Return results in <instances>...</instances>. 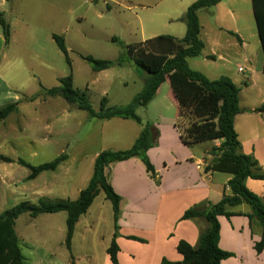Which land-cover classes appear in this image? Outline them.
Segmentation results:
<instances>
[{
    "label": "rangeland",
    "instance_id": "rangeland-1",
    "mask_svg": "<svg viewBox=\"0 0 264 264\" xmlns=\"http://www.w3.org/2000/svg\"><path fill=\"white\" fill-rule=\"evenodd\" d=\"M158 1L0 0V11L5 13L12 36L7 45L0 26V70L9 83L8 95L0 90V107L16 100L20 102L18 111L0 123V156L15 161L0 166V171L7 173L5 182H0V214L23 201L39 204L41 200L56 203L65 199L57 190L58 184L63 182L69 189L80 186L85 171L93 175L97 153L132 147L142 125L123 118L109 121L92 118L78 104L68 103L58 96L45 97L43 88L60 86L61 79L72 76L75 90L85 96L95 111L102 109L105 97L108 107L130 105L145 88L146 74L141 75L130 60L119 64L128 47L153 36H178L180 32L179 22L170 26L155 25L151 10L142 8V4ZM220 6L213 7L212 14H202L206 39L214 34L211 29L216 22L230 24L227 10ZM230 7L236 10L239 4L232 2ZM149 25L157 26L156 30L149 31ZM54 34L64 38L71 66L54 40ZM89 56L112 61L115 65L95 72L84 59ZM188 61L192 68L206 71L201 67L202 56ZM260 89L264 90V80L248 89L244 87L242 95L256 100ZM172 90L167 80L156 98L147 107L138 108L136 113L143 124L165 126L167 136H172V120L177 124L180 113ZM199 146L206 148L211 144L205 142ZM199 146L197 149L201 150ZM63 154L70 156L65 169L46 172L36 182L26 180L31 170L16 163L23 159L38 166ZM137 177L143 181L140 175ZM69 196L77 197L72 193ZM112 207L101 190L89 214L77 227L72 250L66 244V212L37 218L23 214L15 228L23 255L29 264H112L108 256L115 231ZM139 245L123 244L120 264H145L148 251Z\"/></svg>",
    "mask_w": 264,
    "mask_h": 264
},
{
    "label": "trees",
    "instance_id": "trees-1",
    "mask_svg": "<svg viewBox=\"0 0 264 264\" xmlns=\"http://www.w3.org/2000/svg\"><path fill=\"white\" fill-rule=\"evenodd\" d=\"M220 2L221 0H196L190 5L183 19L187 32L182 40L172 35H162L137 46L128 47L119 64L130 60L141 75L146 74L145 88L130 105L108 107L105 97L102 101V109L97 112L85 96L75 90L72 76L61 79L60 86L43 88L45 97L58 96L68 103L78 104L79 108L88 112L92 118L105 121L113 118L129 119L142 125L143 130L130 149L99 153L95 159L93 178L82 190L78 199L60 200L56 203L41 200L39 204L23 201L2 212L0 214V264H29L22 253L20 240L15 231L17 220L25 213H29L32 218H37L43 214L66 212L68 216L66 244L72 250L76 225L93 206L101 190L113 205L115 226L118 231L122 198L110 184L107 171L114 163L139 158L151 178L156 180V171L147 154L154 146L152 123L143 124L136 113L138 108L147 107L156 98L158 91L167 80L171 83L172 92L179 106L180 113L176 127L181 132L183 143L194 146L210 141H220L221 144L211 151L213 161L207 166L206 171L230 174L232 179L229 182L230 196H225L222 201L210 205L205 210L191 208L184 213L183 220L203 217L210 224L207 232L200 236L199 245L196 247L186 241H180L178 251L183 255L182 261L174 263L164 258L161 264H221L222 261L233 257V253L223 250L220 246L219 217L231 218L237 215L230 213L228 209L239 206L243 202L250 205L253 210L247 217L250 220L256 219L262 227V235L260 241L256 243V250L258 253L264 250V201L251 192L246 185L248 179L264 180V171L255 158L241 150L240 138L236 130V117L241 113V89L229 77L222 76L216 80H210L201 71L190 68L188 61L199 57L205 48L201 36L200 11L215 7ZM252 3L264 52V0H252ZM0 26L3 28L5 42L8 44L11 38V26L3 12H0ZM54 38L71 66L72 61L64 38L59 34H54ZM84 59L90 63L95 72L108 70L115 65L112 61L95 59L91 56ZM19 106L20 102H16L0 107V123L16 113ZM261 109L264 110V106ZM66 158H68L67 154H63L38 166H33L23 159H18L16 163L31 170L28 179L33 181L44 172L57 171ZM0 161L15 163L7 156H0ZM117 231L108 249L112 264H120L118 259L120 247L116 241ZM130 239L145 242L136 237H130Z\"/></svg>",
    "mask_w": 264,
    "mask_h": 264
},
{
    "label": "crops",
    "instance_id": "crops-1",
    "mask_svg": "<svg viewBox=\"0 0 264 264\" xmlns=\"http://www.w3.org/2000/svg\"><path fill=\"white\" fill-rule=\"evenodd\" d=\"M195 1L160 0L142 4V8L147 11L151 10V17H155V25L170 26L179 22L183 27L179 25L178 36H172L182 40L187 32V26L183 19L188 8ZM232 2L239 4L236 10L230 7ZM162 5L164 6L162 7ZM219 6L227 10L230 24L216 22L215 28L211 29L214 34L206 39L207 34H204L205 26L202 22V14H212L213 7L200 11L201 36L205 43L204 51L200 56L208 64L203 62L201 65L206 68V71L200 67L192 68L191 66L190 68L201 71L210 80H216L222 76L229 77L240 87L241 113L236 117V130L240 138L241 150L246 155L255 158L264 171V110L261 109L264 106V90L260 89L261 96L259 94L256 100L253 96L243 97L242 95L244 87L248 89L250 85H257L258 81L264 80V52L253 3L252 0H221L215 8ZM155 25H149V31L156 30L157 26ZM0 41H2L1 38ZM189 64L191 65L190 62ZM219 65L220 68H216ZM240 75L243 78L239 79ZM8 85V80L0 70V90L7 92L6 95H8ZM16 102L18 101L16 100ZM171 124L173 125L172 136L166 135L165 126L152 125L154 146L149 149L147 154L156 171V180L151 178L139 158L114 163L107 171L110 184L122 198L118 231L113 212L115 229L113 238L117 231L116 241L120 247L119 255L124 250L123 244H140V247L145 248L144 251H148L145 264H161L164 258L174 263H180L183 259V255L178 251L180 241H186L197 247L200 236L206 233L210 227L209 222L203 217L183 220L184 213L191 208L205 210L210 205L222 201L225 196L231 195L229 182L232 175L206 171L207 166L213 161L212 149L218 147L221 142L210 141L211 147L206 148L199 146L203 143L187 146L181 139L182 135L176 127V120H172ZM142 130L138 131V136H134L133 144L140 137ZM198 146L201 147V150L197 149ZM98 155L99 153L96 154L95 159ZM69 158L70 156L59 166L57 171L65 169ZM2 164H7V162L0 161V166ZM45 173L31 181H39ZM84 173L80 186H72L69 189L68 186L63 185V182L58 184L57 190L65 196L63 200L78 199L82 190L93 178L91 173L87 174V171ZM29 175L30 173L26 176V180H29ZM68 175L70 176L69 173H67ZM137 175H140L143 181H139ZM6 178L7 173L0 171V182ZM246 185L251 192L264 200V180L248 179ZM69 193L77 197H70ZM91 208L92 206L80 218L76 230ZM228 210L237 215L231 216V218L219 217L221 223L220 246L223 250L233 253L234 256L222 261L221 264H264V250L261 253L256 250V243L260 241L262 235V227L256 219L250 220L247 217L253 211L251 206L243 202ZM76 230H74V236ZM130 237L140 238L145 242L132 240ZM134 262L138 263L137 260Z\"/></svg>",
    "mask_w": 264,
    "mask_h": 264
},
{
    "label": "water",
    "instance_id": "water-1",
    "mask_svg": "<svg viewBox=\"0 0 264 264\" xmlns=\"http://www.w3.org/2000/svg\"><path fill=\"white\" fill-rule=\"evenodd\" d=\"M255 18H256V16H255ZM259 32V31H258ZM260 39H261V37H260ZM261 42H262V40H261Z\"/></svg>",
    "mask_w": 264,
    "mask_h": 264
},
{
    "label": "built area",
    "instance_id": "built-area-1",
    "mask_svg": "<svg viewBox=\"0 0 264 264\" xmlns=\"http://www.w3.org/2000/svg\"><path fill=\"white\" fill-rule=\"evenodd\" d=\"M240 70H242V69H240Z\"/></svg>",
    "mask_w": 264,
    "mask_h": 264
}]
</instances>
